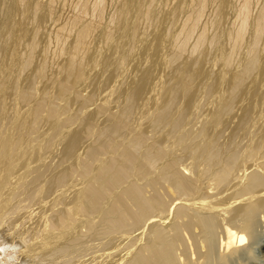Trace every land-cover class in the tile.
Returning <instances> with one entry per match:
<instances>
[{
	"label": "bare ground",
	"instance_id": "bare-ground-1",
	"mask_svg": "<svg viewBox=\"0 0 264 264\" xmlns=\"http://www.w3.org/2000/svg\"><path fill=\"white\" fill-rule=\"evenodd\" d=\"M12 7L4 29L17 40L27 33ZM161 28L149 41L130 29L128 48L114 42L87 72L76 60L85 25L56 91L33 102L19 80L16 100L0 90V264H212L252 245L264 214V8L242 64L217 56L214 71L168 56Z\"/></svg>",
	"mask_w": 264,
	"mask_h": 264
},
{
	"label": "rangeland",
	"instance_id": "rangeland-1",
	"mask_svg": "<svg viewBox=\"0 0 264 264\" xmlns=\"http://www.w3.org/2000/svg\"><path fill=\"white\" fill-rule=\"evenodd\" d=\"M124 1L125 0H0V64L8 66L6 77L5 75L0 77V90H2L10 100H16V93L18 92V89L16 91V86L19 80L21 84H18V88L20 87L26 90L25 88L27 87L26 92L33 89V92L29 91L32 95H35L31 96L29 99L33 102V97L43 98L45 97V92L56 91L57 81L67 76V63L71 58V48L78 31L85 25L90 24L91 33L88 35L89 38H86L88 40H85L84 44L81 46L84 50L78 51L79 54L76 53L78 55H76V60L83 61L85 69L88 70L87 72H91L95 69L96 57L99 53H102V55H109L111 58L114 57V42H124V49L128 48L127 45L130 42L127 39L129 38L130 29L137 31L136 33L138 34L136 38L141 37L139 40L149 41L153 35V31L156 32L160 30L161 26L164 29L163 31L161 28V31L164 32L162 35H165H163V39H166L164 42L168 43L165 44L168 45L166 46L168 47L166 48V51L168 49V56L179 55L183 57L181 61H183V59L201 60L200 63L203 67L206 66L205 69L208 71L211 69V71H214L218 66V68H220L219 56L221 60L223 58L225 60H232V66H239L245 58L249 43L253 40L254 29L252 28V22L264 8V0H226V3H222L225 5H222L220 9L223 10L221 11L218 9L221 0H126L125 3ZM202 1H204L203 5L205 7L203 6V8H200L202 7V4L200 5V3H203ZM245 1L249 3L250 11L248 10V19L250 20V24H248V29L245 31L246 36H243L245 41L242 40V42L245 43H241L242 46L241 44L234 46L233 33L241 24L240 16ZM11 2L13 3L11 4ZM141 4L142 6H140ZM11 5H13L12 10L15 14V21H19L18 23L24 26V30L28 34H25L26 36L18 38L17 40H12L8 30L5 31L6 29H4L6 26L5 24H9V21L13 19L10 18L11 13L7 11V7ZM198 10L200 13H197ZM15 11H17L18 14L15 13ZM16 18H18V20H16ZM163 18L165 20H163ZM251 19L253 20L251 21ZM159 20L161 22L163 20V23L166 24L163 25V23L161 24L160 22L159 25ZM155 25L160 26L158 27L159 29L154 28ZM129 26L130 29L128 28ZM202 32H204V34L206 33L205 35L208 39H206V42H203L204 44L202 43L196 53L192 52V46ZM108 35L110 38L107 39ZM213 36L216 38H213L216 44L213 42L210 44V39ZM263 37L264 34L258 41V45L260 44L259 47L264 45ZM184 42L185 44L182 47V43ZM181 47L182 49H180ZM222 55L224 57H222ZM217 56L218 59H216ZM29 57L30 59H28ZM7 58L9 61H7ZM179 61L180 60H178V62ZM215 64L218 66L216 67ZM172 67H174V64L168 68L170 70L167 69L168 72L165 69L164 73L171 74ZM65 68L66 70H64ZM23 82H25L26 85H23ZM17 95L19 96V93ZM70 96L71 95L66 94L62 98H72L73 101V97ZM107 101L111 112L114 109V111L119 110L120 103L113 99H107ZM110 101L114 102L110 103ZM92 107L91 105V108ZM99 117V122H102L104 117L102 116L103 118H101V115ZM263 216L264 214L260 216L257 236L252 245L249 246V251H246L248 255L245 250L232 255V253H223L218 249V254L216 251L217 260L215 259L212 261V264H264ZM239 257L241 258L238 259ZM205 262L208 263V261ZM205 262H201L200 264H207Z\"/></svg>",
	"mask_w": 264,
	"mask_h": 264
}]
</instances>
